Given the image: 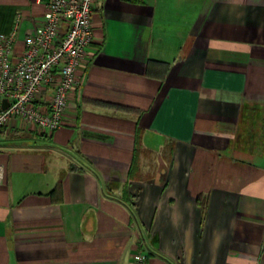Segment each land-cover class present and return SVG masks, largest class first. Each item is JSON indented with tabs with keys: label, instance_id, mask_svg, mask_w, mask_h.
Masks as SVG:
<instances>
[{
	"label": "crops",
	"instance_id": "crops-1",
	"mask_svg": "<svg viewBox=\"0 0 264 264\" xmlns=\"http://www.w3.org/2000/svg\"><path fill=\"white\" fill-rule=\"evenodd\" d=\"M48 1L0 0L16 52ZM92 24L61 127L0 131V264H264V0H95Z\"/></svg>",
	"mask_w": 264,
	"mask_h": 264
},
{
	"label": "built area",
	"instance_id": "built-area-1",
	"mask_svg": "<svg viewBox=\"0 0 264 264\" xmlns=\"http://www.w3.org/2000/svg\"><path fill=\"white\" fill-rule=\"evenodd\" d=\"M95 0H49L44 20L15 51L16 26L0 32V131L11 118L34 124L47 134L62 125L68 97L81 84L78 67L93 40ZM50 95L40 97L43 90ZM7 101L2 107V100ZM4 167L0 162V183ZM148 252L133 259L143 263Z\"/></svg>",
	"mask_w": 264,
	"mask_h": 264
},
{
	"label": "water",
	"instance_id": "water-1",
	"mask_svg": "<svg viewBox=\"0 0 264 264\" xmlns=\"http://www.w3.org/2000/svg\"><path fill=\"white\" fill-rule=\"evenodd\" d=\"M6 105H7V101L5 99H3L2 100V107L4 108V107H6Z\"/></svg>",
	"mask_w": 264,
	"mask_h": 264
},
{
	"label": "trees",
	"instance_id": "trees-1",
	"mask_svg": "<svg viewBox=\"0 0 264 264\" xmlns=\"http://www.w3.org/2000/svg\"><path fill=\"white\" fill-rule=\"evenodd\" d=\"M118 108H121V107H118Z\"/></svg>",
	"mask_w": 264,
	"mask_h": 264
}]
</instances>
